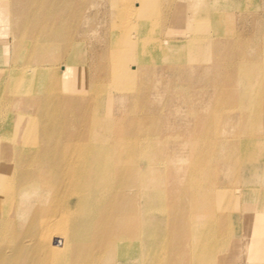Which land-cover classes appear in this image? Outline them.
<instances>
[{
    "label": "bare ground",
    "instance_id": "obj_1",
    "mask_svg": "<svg viewBox=\"0 0 264 264\" xmlns=\"http://www.w3.org/2000/svg\"><path fill=\"white\" fill-rule=\"evenodd\" d=\"M89 1L0 0V264H264V11Z\"/></svg>",
    "mask_w": 264,
    "mask_h": 264
},
{
    "label": "rangeland",
    "instance_id": "obj_2",
    "mask_svg": "<svg viewBox=\"0 0 264 264\" xmlns=\"http://www.w3.org/2000/svg\"><path fill=\"white\" fill-rule=\"evenodd\" d=\"M96 1H98L99 2V4H98V2H97V4L99 5H93L92 4V2H96ZM189 1V0H188ZM254 3V5H255V7H257L256 9L260 12V11H264V1L263 0H254L253 1ZM89 3L90 4H87L86 5V10H85V13H84V17L86 16L85 14H87V16L85 17V21L84 20H81L80 19V22L79 21H75V23H77V25H79L80 27H82V24H83V27L82 28H84V30H91L90 31V33H93V34H96V33H94L92 30H93V28H98V33H100L101 32V27L105 24V22H104V18L106 17V18H109L110 16H111V13L109 12L108 13V15L107 16H104V15H102L103 14V12L105 11V9H107L106 7H105V5H106V0H91V1H89ZM256 3V4H255ZM92 4V5H91ZM177 5V4H176ZM88 6V7H87ZM98 9H97V8ZM99 7H101V8H99ZM90 8V9H89ZM95 8V9H94ZM91 12H90V11ZM98 10V11H97ZM193 10H196L195 8H193ZM96 11V12H95ZM202 12L203 11H200L199 13H197V14H202ZM239 12V11H238ZM90 13V14H89ZM93 13L94 14H96L95 16L93 15ZM240 13V12H239ZM239 13L237 14L238 16H239ZM189 15V14H188ZM189 16H191V14L189 15ZM93 18V19H92ZM96 20H95V19ZM13 20H14V22H13ZM12 20V26L14 27V26H16V25H18V20L17 19H15V17H14V19ZM88 21V22H87ZM100 21H102V22H100ZM78 22H79V24H78ZM85 23H86V25H85ZM88 24V25H87ZM235 24H236V26L238 27V24H239V22H238V20H236V22H235ZM87 26V27H86ZM92 26H94V27H92ZM91 27V28H90ZM90 28V29H89ZM14 29V28H13ZM162 38H167V36H163ZM184 38H186V35L185 34H173V36L168 40L173 46H178V45H180V44H182V42L184 41ZM173 41H175V42H173ZM180 42V43H179ZM89 50H90V48H89ZM176 50V49H175ZM10 56V55H9ZM7 57L6 59H7V61L9 62V58L10 57ZM5 61V63H6V60H4ZM7 62V63H8ZM3 65V64H2ZM3 66H5V65H3ZM71 68V70H69V74H70V76H71V79L70 80H68V83L69 84H71V87H70V92L67 94L68 96L70 95L71 97H73V94H74V90H73V86L75 87L77 84H78V79H77V77L79 76V73H81V75H82V71H84V66H83V60H82V62H81V64L80 65H71V67H69V69ZM158 68H160V66L158 67ZM2 70H4L3 68H1ZM1 71V70H0ZM159 71H160V69H159ZM72 74V75H71ZM85 82H87L86 80H84L83 81V87H84V89H87V87H88V85L87 84H85ZM63 86H64V83H63ZM65 87V86H64ZM84 96H88V94H87V92L85 91V93L83 94ZM90 102V98H88V100H87V103H89ZM124 104V105H123ZM130 105H131V102H130V100H124V101H117L116 100V102H115V105H114V109H113V113H114V115L115 116H117V117H119V116H121V115H126V109H128V108H130ZM129 106V107H128ZM81 118V116H76V115H74V116H71L70 117V123L71 124H73V125H70L71 126V130L73 131V127H74V124H75V121H77V120H79ZM75 120V121H74ZM78 126V123H76L75 124V127H77ZM244 226V225H243ZM243 229V227L241 228V230ZM238 236H237V238H240V239H242V236H243V231H240L239 232V234H237ZM244 238H246V237H244ZM237 240V239H236ZM243 244V245H242ZM244 244H245V241H244V239H242L241 240V245H242V250H241V255H240V258H239V260H230L231 262H235L236 261V263H238V264H247V263H249V260L247 259V255H246V251H245V247H244ZM93 249V248H92ZM94 250V249H93ZM243 255V256H242ZM229 262V261H228Z\"/></svg>",
    "mask_w": 264,
    "mask_h": 264
}]
</instances>
